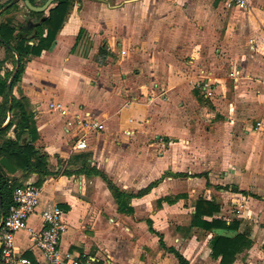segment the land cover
Masks as SVG:
<instances>
[{
  "label": "crops",
  "instance_id": "crops-1",
  "mask_svg": "<svg viewBox=\"0 0 264 264\" xmlns=\"http://www.w3.org/2000/svg\"><path fill=\"white\" fill-rule=\"evenodd\" d=\"M17 4L0 20L14 17L17 32L33 33L43 19ZM11 69L0 49L1 77ZM13 96L31 103L33 145L49 172L28 225L38 231L42 209L62 208V256L179 264L174 250L189 264H221L212 238L243 234L251 246L232 264H264V0H250L247 10L229 0H73L52 47L25 63ZM52 102L70 113H56ZM74 109L104 125L86 137V150L74 149ZM86 167L127 193L156 185L121 213ZM23 175L8 174L37 186L36 173ZM198 200L214 205L203 221L234 228L194 226ZM14 246L47 264L27 231L15 234Z\"/></svg>",
  "mask_w": 264,
  "mask_h": 264
},
{
  "label": "trees",
  "instance_id": "trees-1",
  "mask_svg": "<svg viewBox=\"0 0 264 264\" xmlns=\"http://www.w3.org/2000/svg\"><path fill=\"white\" fill-rule=\"evenodd\" d=\"M11 1L12 0H8L0 5V9ZM29 1L32 5L37 6L45 3L46 0ZM72 6L73 0H64L57 2L54 8L49 9L47 16L44 13L30 12V14L37 17L39 21L43 19V21L37 25L33 33L23 30L17 32V26L13 23L15 21L14 17L0 20V49L4 50L5 60L9 61L12 66V69L7 72L5 77H1L0 75V159L5 157L9 160L18 170L24 173L23 178H26L32 173H36L39 176L37 186L49 175L47 163L45 158L39 154L33 145L37 140L38 134L31 103L26 97H14L13 89L18 84L24 72L25 63L31 57L40 56L43 51L49 50L52 47ZM18 9V4L11 6L0 15V19L2 16L8 15L13 11H18ZM31 41L33 45L29 44ZM17 56L19 58V68L13 81L11 92L9 93L8 81L16 68ZM10 96L12 98V107L9 111ZM9 114L11 115V119L4 125ZM10 131L15 132L13 138L8 137ZM27 138L29 142L26 143L25 139ZM82 173L85 175L93 174L100 176L105 181L118 206V211L121 213L130 211L129 205L132 199L145 196L156 185V183H153L146 189L133 194L120 191L105 175L94 168L88 169V167H86L85 171ZM64 174L67 176L72 175V173L67 171H65ZM20 186L21 182L19 179L8 176V173L0 165V196L4 214H7L13 203V191ZM210 206L214 205L204 200L197 201L193 225L210 232L218 228L229 231L232 230L234 225L227 226L226 223L220 219H213L211 222L203 221L202 218L207 211L206 208L210 209ZM207 214L212 215L213 213L208 212ZM150 231L153 232L151 228ZM160 244L163 247V243L161 242ZM250 246V241L247 240L246 236L243 234H237L232 237L215 235L211 241L212 257L215 259L220 258L221 264H232L236 253ZM172 253L178 258L179 264H189L174 250H172Z\"/></svg>",
  "mask_w": 264,
  "mask_h": 264
},
{
  "label": "built area",
  "instance_id": "built-area-1",
  "mask_svg": "<svg viewBox=\"0 0 264 264\" xmlns=\"http://www.w3.org/2000/svg\"><path fill=\"white\" fill-rule=\"evenodd\" d=\"M229 5L242 10L250 7V0H229ZM207 87V85H205ZM49 108L58 114L70 113V109L61 103H50ZM77 132L75 150H86V137L91 133L104 130V125L89 112L74 109L69 122ZM257 126H260L259 123ZM71 128H67V131ZM41 188L34 184H24L13 191L12 205L4 215L0 227V264H33L31 260L19 253L14 246V237L20 231H27L35 247L41 251L47 264H98L94 258L73 256L60 253V241L66 233L64 211L58 205L51 209H42L40 218L42 226L35 231L29 227L28 221L37 213L40 206Z\"/></svg>",
  "mask_w": 264,
  "mask_h": 264
},
{
  "label": "water",
  "instance_id": "water-1",
  "mask_svg": "<svg viewBox=\"0 0 264 264\" xmlns=\"http://www.w3.org/2000/svg\"><path fill=\"white\" fill-rule=\"evenodd\" d=\"M20 0H12L9 4L5 5L2 9H0V15L6 11L7 9H9L11 6L17 4ZM60 1H64V0H46L45 3H43L42 5H32L30 3L29 0H24V5L25 7L28 9V11L33 12V13H46L49 11V9L54 8L55 4L57 2ZM17 59V63H16V68L8 82V92H11V87L13 84V81L15 79V76L18 72V68H19V58L18 56L16 57ZM12 107V98L10 96V104H9V111L11 110ZM0 165L3 167V169L9 174V175H14L17 172V168L9 161L7 160L5 157H2L0 159ZM2 200H1V196H0V210H1V218H0V227L2 226L3 223V218H4V212L2 210Z\"/></svg>",
  "mask_w": 264,
  "mask_h": 264
},
{
  "label": "rangeland",
  "instance_id": "rangeland-1",
  "mask_svg": "<svg viewBox=\"0 0 264 264\" xmlns=\"http://www.w3.org/2000/svg\"><path fill=\"white\" fill-rule=\"evenodd\" d=\"M4 1H5V0H0V5L3 4ZM6 1H7V0H6ZM6 1H5V2H6ZM237 71H239V70H238L236 67H234L233 70H232V72H229V74H231V73H233V72H237Z\"/></svg>",
  "mask_w": 264,
  "mask_h": 264
}]
</instances>
